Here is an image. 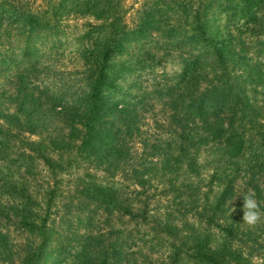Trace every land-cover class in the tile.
<instances>
[{
  "label": "rangeland",
  "instance_id": "obj_1",
  "mask_svg": "<svg viewBox=\"0 0 264 264\" xmlns=\"http://www.w3.org/2000/svg\"><path fill=\"white\" fill-rule=\"evenodd\" d=\"M201 1L116 0L133 32L142 16L146 18V15L152 14L153 6L164 9L158 16L147 18L149 21L159 19V24H154L151 33L147 29L146 36L139 35L129 49L111 61L120 76L119 82L127 91L145 97L153 104L150 112L144 114L140 121L142 135L134 137L137 147L134 161L148 165V175L153 180L147 185L149 189H135L129 181L120 179L121 174L110 177L102 170L104 166H97L93 159L81 158L79 154L67 150L62 161L64 166H68L57 173L63 182L52 208V213L56 214L54 227L57 238L50 245L46 259L48 264L56 263V249L63 245L68 251L63 264H85L82 260L88 256L93 257L99 251L112 252L117 248L124 253L120 264H162L165 258L162 254L170 253L172 249H180L182 264H196L190 258L196 253H217L221 264H264V215L254 225L242 220L243 204L248 196L254 197L259 211L264 214V57L258 59L252 54L254 50H248L250 57L253 55L252 59L244 61L242 66H230L231 71L218 72V78L213 83L221 90H225L226 83H229L232 95H239V100L235 101L238 116L235 120L231 119L230 113L229 120L224 123L225 127L230 123L234 130L243 132L247 149L241 155H230L218 143L201 147L197 155H192L193 162L191 158L178 154L176 141L181 130L176 125L178 135L172 137L170 132L167 133L170 112L164 109L166 99L156 98L154 93L155 89L171 87L173 91H178L181 88L178 83L182 81L187 53L193 48L180 41V44L177 43L179 36L170 25H175L179 31L184 29L187 35L194 34V25L198 27L194 19L195 11ZM187 3L190 11L186 13L184 8H179L180 4ZM74 10L77 8L69 2L63 17L69 20L62 22L73 28L66 29V36L60 38L61 44L52 50L40 49L30 62L20 55L21 62L5 73L10 75L15 72L16 77L12 80L5 75L1 77L0 90L4 83L8 95L17 90L20 104L27 100L24 90L27 87L31 94L42 97V105L37 106L44 111L48 109L47 98L45 92H40L38 88L40 83L54 92L59 90L66 98H77L92 62L83 54L87 50L95 52L100 40H104L102 37L99 39L102 20L92 13L77 19ZM222 10L218 6L211 7L202 14V22L209 31L227 24V13ZM263 14L264 10L260 12V15ZM237 22L234 18L231 26L235 27ZM243 24L241 19L237 28H242ZM171 28L175 29L173 37H169L168 30ZM250 69H255V72L250 74ZM20 75L26 80L24 86L16 85ZM200 84L201 90L205 89L207 79L202 77ZM62 122L50 119L47 126L62 129L66 127ZM2 126L7 128L0 121ZM10 130L12 138L7 144L10 150L0 154V207L9 209L10 219L13 220L14 210L21 203L16 196H9L8 191H15L13 187L15 181H19L21 159L30 164L27 167L35 173V180L38 178L32 191L39 199L44 197L46 190L44 181H52L55 175H49L42 162L31 161V156L37 158L34 148L36 152L40 148L23 147L21 142L27 134L17 128ZM46 137L47 134L43 138ZM43 138L30 136L29 140L39 142ZM1 139L2 136V142ZM0 148L4 150V147ZM26 148L30 152L23 156L22 149ZM188 162L194 164L188 166ZM169 185H174L175 189L169 188ZM95 186H115L118 189H92ZM229 186L231 189H228ZM63 216L65 218L62 219ZM215 225L220 228L213 229ZM23 237L11 232L18 251L22 249ZM146 238L160 242L162 246L158 249L162 252L150 249L149 243L143 241ZM134 241L137 243L135 247ZM138 247L143 249L139 252ZM79 255L85 258L80 260V257L77 258Z\"/></svg>",
  "mask_w": 264,
  "mask_h": 264
},
{
  "label": "trees",
  "instance_id": "obj_2",
  "mask_svg": "<svg viewBox=\"0 0 264 264\" xmlns=\"http://www.w3.org/2000/svg\"><path fill=\"white\" fill-rule=\"evenodd\" d=\"M69 2L77 8L73 11L77 19L92 13L98 20H102L99 39L102 37L104 40H100L99 48L95 52L87 50L83 54L92 62L77 98H66L59 90L54 92L40 83L38 88L40 92H45L47 98L48 109L44 111L37 106L42 105V97L31 94L27 87L24 89L27 100L20 104L17 90L8 95L5 83L0 90V121L7 125L5 129L0 127V136L3 137L0 147H4V150L0 148V154L10 150L7 145L12 138L10 129L17 128L21 133L27 134L21 142L23 147L40 148L38 152L34 148L37 158L31 156V161L42 162L43 168L48 169L47 173L55 175L52 181H44L46 190L44 197L39 199L32 191L38 178L35 180V173L28 168L30 164H25V159H21L19 181H15L13 187L15 191H8L9 196H16L21 203L14 210V219H10L9 209L0 207V264H48L46 259L50 245L57 238L54 227L56 214L52 213V208L56 204L54 199L59 197L58 192L62 189L60 185L63 182L57 173H61L68 166H64L62 161L67 150L79 154L80 157L93 159L98 163L97 166H104L102 170L110 177L121 174L120 179L129 181L135 189H149L147 185L153 180L148 175V165L134 161L137 155L134 137L142 135L140 121L144 114L150 112L153 104L147 98L127 91L119 82L120 76L111 61L129 49L139 35L146 36L148 30L151 33L154 24H159V19L149 21L147 18L158 16L164 9L153 6L152 14L146 15V18L142 16L133 32L125 22V13L116 0H0V79L21 62L20 55L30 62L33 55L40 53V49L52 50L61 44L60 38L66 36V29L73 28L62 22L69 20L63 19ZM180 6L179 9L184 8L186 13L190 11L188 3ZM217 6L227 13V24L222 27L218 25L209 31L202 22V14ZM262 10L264 0H202L195 11L194 19L198 27L194 25V34L187 35L184 29L179 31L175 25H170L179 36L177 43L180 41L191 46L193 51L187 53L182 84L178 83L181 88H177L178 91H173L171 87L155 89L154 93L156 98L166 99L164 109L167 108L170 112V129L167 133L170 132L172 137L178 135L176 125L179 126L181 131L176 141L178 154L191 158V162L194 161L192 155H197L201 147L211 143L223 145L232 156L241 155L247 149L243 132L234 130L230 123L225 127L224 123L229 120L230 113L231 119L235 120L238 116L239 110L235 101L239 100V95H232L229 83H226L229 86H225V90L214 87L213 83L218 78V72L231 71L230 66H242L253 55L258 59L264 57V14L260 15ZM145 13L144 11L143 15ZM234 18L238 20L235 27L231 26ZM241 19L244 24L242 28H237ZM231 27L233 30H230ZM174 28L168 30L169 37L175 36ZM248 50H254L251 57ZM254 72L255 69H250V74ZM14 73L6 74L5 77L12 80L16 77ZM202 77L208 82L203 90L200 88ZM25 81L20 75V81L18 83L17 80L16 85L24 86ZM50 119L63 120L66 127L53 129L47 126ZM46 134L50 137L48 140L47 137L43 138ZM30 136H38L44 140L31 141ZM22 152L26 156L30 151L26 148ZM192 164L188 162V166ZM39 182L41 183L40 179ZM114 188L118 189L115 186H95L92 189ZM169 188L175 189L174 185H169ZM219 228V225L213 227ZM12 231L24 236V243L19 251L11 238ZM143 241L145 244L149 243L150 249L162 252L158 249L162 246L160 242L149 238ZM133 246H137L136 241ZM141 249L143 248L138 247L137 250L140 252ZM102 252H97L93 257L88 256L82 260L83 263L120 264L124 257L121 248ZM162 255H165L162 264H182L180 249H172L170 253L164 252ZM67 257L65 245L58 246L55 264H63ZM79 257L80 260L85 258L77 256ZM190 258L196 264H221L217 253H196Z\"/></svg>",
  "mask_w": 264,
  "mask_h": 264
},
{
  "label": "clouds",
  "instance_id": "obj_3",
  "mask_svg": "<svg viewBox=\"0 0 264 264\" xmlns=\"http://www.w3.org/2000/svg\"><path fill=\"white\" fill-rule=\"evenodd\" d=\"M243 207L244 212L242 220L250 225L258 223L261 220L262 215H264L259 211L258 203L253 196L245 198Z\"/></svg>",
  "mask_w": 264,
  "mask_h": 264
}]
</instances>
